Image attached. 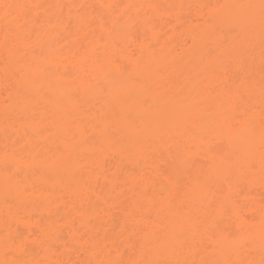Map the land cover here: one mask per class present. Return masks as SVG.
Listing matches in <instances>:
<instances>
[{"label": "bare ground", "instance_id": "obj_1", "mask_svg": "<svg viewBox=\"0 0 264 264\" xmlns=\"http://www.w3.org/2000/svg\"><path fill=\"white\" fill-rule=\"evenodd\" d=\"M118 259L264 264V0H0V264Z\"/></svg>", "mask_w": 264, "mask_h": 264}, {"label": "rangeland", "instance_id": "obj_2", "mask_svg": "<svg viewBox=\"0 0 264 264\" xmlns=\"http://www.w3.org/2000/svg\"><path fill=\"white\" fill-rule=\"evenodd\" d=\"M194 7H195V6L191 5V6H189L188 8H186L184 11H185L186 15H187L189 18H192V19L196 20L194 14H193ZM195 8H196V7H195ZM167 21H169L170 23H175V22H174V19L172 20V18H167ZM170 23H169V24H170ZM176 26H178L177 23H176ZM177 28H178V29L176 30L177 32L175 31L176 33L180 32V30H181L180 26L177 27ZM181 31H182V30H181ZM231 31H232V30H231ZM176 33H172V32H170V31H168L167 37H169V38L172 39V38H174V37L176 36V37L178 38V37L181 35V33H183V32L179 33L180 35H179V34H176ZM175 34H176V35H175ZM178 35H179V36H178ZM182 35H183V34H182ZM176 37H175L174 40H178ZM181 37H184V36H181ZM181 37H180V38H181ZM171 39H170V40H171ZM174 40H173V41L171 40V41H172V42H176V41H174ZM106 159H107V160H106V163H107L108 160H110V159H109V158H106ZM155 180H156V181H159V182H163V180L160 179V178H155ZM112 191H113V190H112ZM109 193H110V192H109ZM109 193H108V195H109ZM111 193H112V192H111ZM111 195L113 196V194H111ZM114 195H116V194H114ZM112 196H111V198H112ZM111 200H112V199H111ZM102 206H103L104 209H106V208L104 207V206H106L105 204L103 205V204L99 203V204H98V207H97V208H98V211H97L98 213H97V214H94L95 216H97L99 213H102V212L104 211V210L102 211V209H103ZM107 206H108V205H107ZM97 208H96V210H97ZM109 208H110V207H109ZM110 209H111V213H110L111 216L109 215V218H112L113 220H117V221H118L119 218L117 217L118 212H117L116 206H113V207H111ZM110 209H109L108 211H110ZM62 211H63V214L66 213V215H69V213L67 212L68 210H67L66 212H64L65 210H62ZM60 213H61V210H60ZM61 215H62V213H61ZM94 215H93V216H94ZM100 215H102V214H100ZM98 216H99V215H98ZM98 216L94 218L95 220H93V217L91 216L92 218L90 217V220L92 219V220L94 221V222H93V221H92V222L95 223L96 218H97V220L100 219V218H98ZM104 216H105V215H104ZM102 217H103V216H102ZM107 217H108V216H107ZM103 218H104V217H103ZM109 218H108V219H109ZM117 218H118V219H117ZM101 219H102V218H101ZM109 221H110V220H109ZM92 222H91V223H92ZM114 222H115V224H114L113 226H111L112 224L110 225L112 228H111L110 226H109L110 228H108V226H107V229H108L109 231L112 229V231H111L110 233L108 232L109 234L116 235V233H115L114 231L118 230L119 226L116 225V221H113V223H114ZM91 223H90V224H91ZM79 225H80V224H79ZM92 225H94V224H92ZM106 225H107V224H106ZM108 225H109V224H108ZM115 225H116V226H115ZM77 227H78V225H77ZM82 227L86 230V228H85V226H83V224H82L81 226H79V228H80L79 230H80V232L83 230V231H82V232H83L82 234H84V233H85V230H84ZM114 227L117 228V229H115ZM81 228H82V230H81ZM99 229L101 230V233H102L103 230L101 229V227H100ZM22 230H23V229H22ZM22 230H20V231H21V232H24V231H25V230H24V231H22ZM60 230H61V231L59 232V237H60V238L62 237L61 239H62L63 243L65 242V244H67V243H68V244H69V243L71 244V242H73V241H72V240L69 241V240H70V239H69L70 237L67 236V231H65L64 228H61ZM62 230H63V231H62ZM108 230H106V231H108ZM113 230H114V231H113ZM120 231H121V230H120ZM120 231H119V230L116 231V232H117V235H118V238H117V235H116V236H115V238H116L115 240H116L117 243H118V241L122 240V238H123V236H124L123 233H122V231H121V232H120ZM65 232H66V233H65ZM97 232L99 233V230H98ZM112 232H114L115 234L112 233ZM60 233H61V234H60ZM105 234H106V232H105ZM105 234H104V235H105ZM62 235H63V236H62ZM68 235H69V234H68ZM102 235H103V234H102ZM102 235H101V236H102ZM113 235H111V236H113ZM121 237H122V238H121ZM60 238H59V240H60ZM68 241H69V242H68ZM55 243H58V242H55ZM55 243L53 242V245H54ZM60 244H61V243H60ZM60 244L54 245V246H55V249H56V250H59V253H60V251L62 250L63 247H64V248L66 247L65 244H64L65 246L63 245V247H62ZM68 244H67V246H70V244H69V245H68ZM71 245H73V244H71ZM60 246H61V247H60ZM73 246H74V245H73ZM123 248H124L123 251H126V250H127L126 247L123 246ZM70 249H71V247H70ZM68 250H69V249H68ZM64 251H65V250H64ZM69 251H70V250H69ZM80 251H81V250H80ZM57 252H58V251H57ZM65 252H66V251H65ZM65 252H64V253H65ZM67 252H68V251H67ZM67 252H66V253H67ZM126 252H127V251H126ZM61 254L63 255V253H61ZM64 255H65V254H64ZM60 256H61V255H60ZM62 257H63V256H62ZM118 260H119V259H118ZM124 262H125V261H124ZM122 263H123L122 259L119 260V264H122Z\"/></svg>", "mask_w": 264, "mask_h": 264}]
</instances>
